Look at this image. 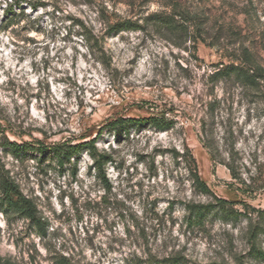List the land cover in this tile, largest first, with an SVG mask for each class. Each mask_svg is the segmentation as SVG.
I'll list each match as a JSON object with an SVG mask.
<instances>
[{
	"label": "rangeland",
	"instance_id": "obj_1",
	"mask_svg": "<svg viewBox=\"0 0 264 264\" xmlns=\"http://www.w3.org/2000/svg\"><path fill=\"white\" fill-rule=\"evenodd\" d=\"M21 1L10 23L15 0H0V180L19 186L36 219L0 188V254L15 264H264L250 253L251 222L264 227V71L256 86L214 79L246 49L264 68V0ZM177 5L190 12L188 34L147 19ZM124 19L139 25L109 33ZM153 114L170 127L111 125ZM95 137L111 156L103 172L85 149L62 168L50 153L2 145ZM190 154L209 190L194 183ZM218 198L243 214L225 217ZM191 202L213 204L203 223L189 222Z\"/></svg>",
	"mask_w": 264,
	"mask_h": 264
},
{
	"label": "trees",
	"instance_id": "obj_2",
	"mask_svg": "<svg viewBox=\"0 0 264 264\" xmlns=\"http://www.w3.org/2000/svg\"><path fill=\"white\" fill-rule=\"evenodd\" d=\"M21 0H15L10 4V7L7 9L9 22L15 21L16 17L22 16L24 11L18 12L15 10V6H21ZM36 7V6H34ZM20 8V7H19ZM178 11H177V10ZM179 17V18H178ZM190 12L185 11L182 7L178 5L175 6V10L173 12L168 11H160L150 14L147 19L152 22L153 25L162 28L166 27L173 31H178L180 34H188L190 30V24L188 21L190 20ZM138 23L131 19L118 20L114 24L109 26V33H116L119 31L134 29L138 27ZM90 37V36H89ZM90 40V38H88ZM97 45L98 41L95 42ZM98 47H101L100 45ZM245 59L241 60L239 63H230L224 65L220 70L216 72L215 78L216 80L220 78H232L233 76L238 78L244 85L256 86L259 82V78L262 77L264 68L251 57L250 53L246 49ZM240 59V58H238ZM130 123H135L137 125L143 124H151L154 127L164 130L170 127L171 122L166 119L164 116H160L159 114H153L148 117L141 118H118L111 122V125L114 127L127 126ZM102 133V130L98 132V135ZM98 137V136H97ZM97 137L86 140L84 142L73 144L70 140H66L64 142H58L54 144H45L41 140L37 139L36 141L40 144L36 146L31 144L28 141L23 143H19L17 141L10 140L6 138L5 142L2 145L6 148L11 149L15 154H19L21 150L23 151H39L42 155L45 153H50L56 159L58 165L60 167H64L67 162H71L72 158L75 155H78L83 149H85L91 157L94 159L95 166L100 172H103L105 164L111 160V156L108 154L101 153L99 151L98 146L96 145ZM190 165L191 169L194 173V183L197 187L202 188L204 190H209L208 185L204 180H202L197 172V163L195 158L190 154ZM231 168L233 175L234 169ZM104 181H107V178L103 176ZM0 188L3 193V201L6 202L10 207H14L19 210L22 214L30 217L32 219H36L34 215V209L29 203L28 199L25 198L19 186L8 177L2 175L0 180ZM233 202L227 200L225 198H218V205L220 207L221 212L225 217H233L238 218L243 212L236 210L233 207ZM213 208V204H202V203H188L186 205V209L189 213V222L191 224H201L203 223L207 213ZM261 214L264 216V209L261 210ZM38 225H42L41 221L36 220ZM43 226V225H42ZM264 233V227L254 224L251 222L250 227V242H251V255L258 259L264 260V250L261 245H259V240L261 234ZM0 264H15V262L11 261L3 257L0 254ZM170 264H179L178 260L171 259ZM239 264H243L239 262Z\"/></svg>",
	"mask_w": 264,
	"mask_h": 264
}]
</instances>
